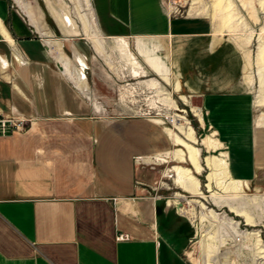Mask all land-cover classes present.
<instances>
[{"label":"crops","instance_id":"crops-1","mask_svg":"<svg viewBox=\"0 0 264 264\" xmlns=\"http://www.w3.org/2000/svg\"><path fill=\"white\" fill-rule=\"evenodd\" d=\"M91 1L100 25L95 49L101 48L98 34L113 36L132 76L146 75L149 68L158 76L150 87L170 79L184 91V100L196 97L191 108L200 125L217 136L203 142L220 151L205 158L209 192L245 191L229 161L245 164L242 175L252 177L261 142L255 100L242 80L248 63L244 46L204 16L175 14L167 0ZM22 12L0 0V116L31 121L28 129L0 133V264H194L185 249L194 219L180 211L191 200L181 193L168 199L157 186H142L145 172L139 166L141 158L177 162L168 175L196 198L204 168L188 118L174 113L165 123L156 117L98 115L105 107L98 108L78 88L87 77L76 54L85 60L87 76L85 55L72 45V57H66L63 44L48 36L44 42ZM127 37H135L137 54ZM14 45L28 65L12 57L14 51L23 60ZM123 110L141 112L136 106ZM181 117L184 124L178 123ZM122 232L130 239L118 240Z\"/></svg>","mask_w":264,"mask_h":264},{"label":"rangeland","instance_id":"rangeland-1","mask_svg":"<svg viewBox=\"0 0 264 264\" xmlns=\"http://www.w3.org/2000/svg\"><path fill=\"white\" fill-rule=\"evenodd\" d=\"M10 1L17 10L22 12L16 0ZM167 2L169 5L172 4L173 9L176 6L179 7L177 9L179 16L198 15L210 19L215 23L216 30L223 34L229 33L228 36L244 46L248 53L247 68L242 80L246 87L251 90L256 104L254 112L256 137L258 142V137L261 135L259 140L262 141L260 146L258 145V159L260 161H258L259 165L254 171V175L248 179L242 175L241 171V169L244 170L245 164L241 162L234 164L229 161V163L237 166L234 169L238 173V179H242L244 186H247L245 191L229 195L216 187L215 190L220 191L216 192V195L209 192L207 176L210 170L206 165L205 158L211 154H219L220 151L208 149L203 142L209 135L214 138L217 136L209 126L202 127L200 125L197 112L191 108L193 104L197 103L196 97L192 100L191 97L184 100L182 98L184 91L177 90L174 81L170 79L167 80L168 83L160 79V86L157 88L150 87L147 83L152 79H157L158 76L149 68H147L146 75L132 76V66L116 48L113 36L106 35L102 30L103 34H98L101 41L97 40L98 44H101V48L95 49L93 44H97L96 38L97 33H100V25L98 27V19L93 14L91 0H23L30 13L34 15L35 21L39 25L36 26L40 29L39 34L41 36L39 37L44 42L45 36H48L50 39L53 38L56 44H63V50L68 55L65 54L66 57L72 55V45H74L87 58L89 63L87 79L82 81L78 87L79 78H77L75 84L83 93L90 96L98 108L99 106L105 107V111L99 112L98 115L156 117V119L160 118L166 123L169 116L178 113L187 117L194 127L198 139L196 147L201 150V163L204 168L202 174L197 176L201 182L202 190L196 193V198L195 196L190 198V194L183 192L175 184L173 177L168 175V169L177 162L160 163L153 160L154 162L143 161L139 164L142 172H145L140 179L142 186L144 184L148 188L149 185L157 186L159 195L168 199L174 200L178 198L176 194L181 193L191 200L192 205H188V212L184 214L193 218L194 224L191 225L192 235L187 241L185 249L194 264H201L203 258L201 250L205 256L204 264H217L213 261L216 260L221 251H223L224 257L234 256L235 254L231 253L232 249L230 248L239 239L243 240L241 248L244 249L245 254L240 257V261H231L227 264H264V61L262 57L264 53V0H224L223 5H220L218 0H167ZM227 3L231 4L228 11L225 9ZM55 6L57 8L60 6L62 11ZM55 9L62 15H64V11H67L66 15L69 14L68 16L73 20V23L69 22L70 28L60 25L53 15ZM26 19H28L27 16ZM127 38L132 50L136 53L135 37ZM159 51H162L161 48ZM8 54V57L11 56L10 53ZM139 59L143 61L140 56ZM167 96L174 98L180 110H175V106H172L171 102H167V100L169 101ZM129 106H136L137 110L141 112H125L123 107ZM184 121V118L181 117L178 123L184 124ZM167 125L170 126V124ZM30 126L31 121L25 122V129ZM171 126L179 131L173 125ZM166 147H169V144ZM223 150L225 151L224 148ZM184 165L192 167L188 163H184ZM170 173L173 174V172ZM214 186H216L215 183ZM186 199L182 198L181 201L187 204ZM207 222L216 224L218 231L214 235L206 236L205 234L206 237L204 238L201 232L202 224ZM200 240L203 245L201 250L198 243Z\"/></svg>","mask_w":264,"mask_h":264},{"label":"bare ground","instance_id":"bare-ground-1","mask_svg":"<svg viewBox=\"0 0 264 264\" xmlns=\"http://www.w3.org/2000/svg\"><path fill=\"white\" fill-rule=\"evenodd\" d=\"M59 1H62V0H59ZM224 0H218V3L221 5L222 4V2H223ZM16 2L18 3V5L24 10V12H25V14L28 16V18L30 19V21L33 23V24H35V25H37V26H39L37 23H36V21H35V18H34V15L32 14V13H30V11H29V8L23 3V0H16ZM49 2V1H48ZM50 3V2H49ZM57 3V2H56ZM63 3V2H62ZM224 3V2H223ZM61 4V3H60ZM57 5V4H56ZM63 5V4H62ZM61 5V6H62ZM223 5V4H222ZM230 6H231V4L230 3H227L226 5H225V7H227V8H225L226 9V11H228V9L230 8ZM50 7V6H49ZM56 7V6H55ZM60 9H61V7L60 6H58ZM57 8V7H56ZM59 8H57V9H59ZM52 10H53V8H52ZM55 11H56V9H55ZM53 11V15L57 18V20H58V22L60 23V25L61 26H66L67 28H70L69 27V22H72L73 23V20H72V18L70 17V16H68V15H66V12L67 11H64V9H63V11H64V15H62L59 11V13L56 11ZM61 11H62V9H61ZM228 14H230V12H228ZM69 19V20H68ZM36 27V26H35ZM39 28V27H38ZM48 42V41H47ZM55 43V42H54ZM54 43H52V42H49V44H54ZM56 44V43H55ZM55 51V50H54ZM262 57H263V61H264V53H263V55H262ZM65 60V59H64ZM68 60V59H67ZM76 61H77V63L78 62H80V67L82 68V70H83V72H81V75H83V77L84 78H86L87 76H85L83 73H84V71H86V63H85V61H84V59L79 55V54H76ZM71 62V61H70ZM264 64V63H263ZM65 67V66H64ZM66 68H68V67H66ZM261 68V67H260ZM67 69H65V71H66ZM79 70V69H78ZM260 70V69H259ZM70 72V71H69ZM140 72V71H139ZM76 73V72H75ZM70 76V75H69ZM73 76V75H72ZM261 126V125H260ZM260 126H259V130H260ZM259 138H261V135H259V137H258V140H259ZM260 141V140H259ZM261 143H262V141H260ZM192 174V173H191ZM194 181V180H193ZM197 182V181H196ZM197 185L198 186H200L199 185V183H197ZM216 192H213L212 194L213 195H216L215 194ZM180 211L181 212H188V208L186 209V206L184 205V208L181 206L180 207ZM192 213H193V211H192ZM236 228H238V227H236ZM237 230V229H236ZM218 231V227H217V225L216 224H214V223H209V222H207V223H204V224H202V234H203V236H204V238L206 237V236H208L209 234H212V235H214V234H216V232ZM205 234H206V236H205ZM202 241L200 240V241H198V243H199V248H200V250L202 249V243H201ZM243 243V240H241V239H239V240H237V242H235V243H233V247H231L230 249H232L231 250V253H233V255L234 256H232V257H224V253H223V251H221V252H219V257L217 256L216 257V260L215 261H213L214 263H217V264H227L228 262H231V261H240V257L243 255V254H245V252H244V249L243 248H241V244ZM225 244H228V243H225ZM202 245V246H201ZM230 252H229V254H231ZM213 264V263H212Z\"/></svg>","mask_w":264,"mask_h":264},{"label":"built area","instance_id":"built-area-1","mask_svg":"<svg viewBox=\"0 0 264 264\" xmlns=\"http://www.w3.org/2000/svg\"><path fill=\"white\" fill-rule=\"evenodd\" d=\"M173 1V0H172ZM172 7V4H170ZM174 6V5H173ZM177 9H179V7L172 10L175 14H177ZM13 49L20 51L21 55L23 57V60H20L16 57L15 52H12V57L20 64L23 66L28 65L29 63V59L28 57L23 53L21 47L19 45H14ZM10 64L7 67L6 72L11 68V61L9 62ZM88 70V69H87ZM88 73V71H87ZM29 120L24 119V118H17V117H12V116H0V133L1 134H6L15 130H24L25 129V122H27ZM143 158H141V163L143 162ZM117 239L118 240H127L130 239V235L128 233L122 232V233H118L117 235Z\"/></svg>","mask_w":264,"mask_h":264}]
</instances>
